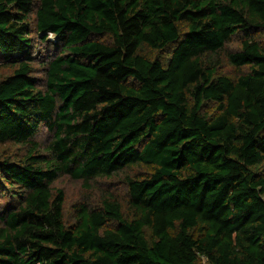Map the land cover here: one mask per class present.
<instances>
[{
	"label": "trees",
	"instance_id": "16d2710c",
	"mask_svg": "<svg viewBox=\"0 0 264 264\" xmlns=\"http://www.w3.org/2000/svg\"><path fill=\"white\" fill-rule=\"evenodd\" d=\"M4 69L0 264H264V0H0Z\"/></svg>",
	"mask_w": 264,
	"mask_h": 264
},
{
	"label": "rangeland",
	"instance_id": "374dc122",
	"mask_svg": "<svg viewBox=\"0 0 264 264\" xmlns=\"http://www.w3.org/2000/svg\"><path fill=\"white\" fill-rule=\"evenodd\" d=\"M53 36H50L49 39L53 40ZM41 45L38 44L36 49H39ZM9 73L8 70L4 69V72H1L0 70V77L4 74ZM38 138L41 141H47L48 134L45 131H41L38 134ZM6 147H3L4 149ZM56 187L63 190V193L65 195V218L68 221H71L73 218V210L72 205L78 202L79 199H81V194L83 193V186L79 181L73 180L67 176L62 177L58 183L56 184Z\"/></svg>",
	"mask_w": 264,
	"mask_h": 264
}]
</instances>
